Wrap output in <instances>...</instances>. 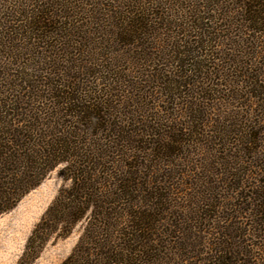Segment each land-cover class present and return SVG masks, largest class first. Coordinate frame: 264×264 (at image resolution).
Wrapping results in <instances>:
<instances>
[{"label":"rangeland","instance_id":"1","mask_svg":"<svg viewBox=\"0 0 264 264\" xmlns=\"http://www.w3.org/2000/svg\"><path fill=\"white\" fill-rule=\"evenodd\" d=\"M64 1L81 27L52 50L53 63L82 72L77 82L112 100L115 115L133 117L134 132L155 126L133 156L147 144L139 175L168 198L157 217L164 234L133 231L157 249L133 264H217L220 256L227 264H264V211L255 199L264 192V23L246 21L248 1ZM138 18L148 26L140 38L131 32ZM181 81L188 84L179 88ZM160 134L166 146L154 152ZM62 168L0 215V264H62L75 249L90 213L67 236L53 234L37 256L26 253L66 185Z\"/></svg>","mask_w":264,"mask_h":264},{"label":"trees","instance_id":"2","mask_svg":"<svg viewBox=\"0 0 264 264\" xmlns=\"http://www.w3.org/2000/svg\"><path fill=\"white\" fill-rule=\"evenodd\" d=\"M247 1L246 21L263 24L264 0ZM67 5L64 0H0V215L63 165L66 185L33 229L27 256H37L53 234L67 236L90 213L79 242L62 264H133V259L157 251L155 244H140L145 235L136 231L164 234L157 217L168 198L148 175H139L147 144L133 156L135 144H143L142 135L147 137L145 132L155 126L142 123L134 132L133 117L115 115L112 100L77 82L82 72L74 74L73 68L53 63L52 50L80 32ZM137 21L131 32L140 38L148 26L141 18ZM49 64L50 70L45 69ZM187 84L176 83L179 88ZM165 135L152 140L151 150H164ZM257 195L264 211V192ZM135 219L142 226L133 227ZM161 259L151 258L147 264ZM225 262L220 256L217 264Z\"/></svg>","mask_w":264,"mask_h":264}]
</instances>
